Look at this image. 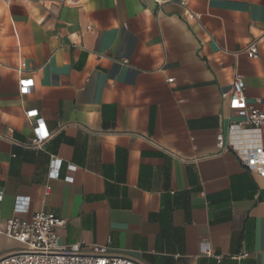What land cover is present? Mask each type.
Segmentation results:
<instances>
[{
	"label": "crops",
	"instance_id": "0c3cea01",
	"mask_svg": "<svg viewBox=\"0 0 264 264\" xmlns=\"http://www.w3.org/2000/svg\"><path fill=\"white\" fill-rule=\"evenodd\" d=\"M236 75L264 112V0H0V218L54 215L60 246L137 264H264V178L228 148ZM20 248L0 235V259Z\"/></svg>",
	"mask_w": 264,
	"mask_h": 264
},
{
	"label": "built area",
	"instance_id": "2783aa9c",
	"mask_svg": "<svg viewBox=\"0 0 264 264\" xmlns=\"http://www.w3.org/2000/svg\"><path fill=\"white\" fill-rule=\"evenodd\" d=\"M59 1V0H41ZM245 53L251 59L259 57L256 43L250 44ZM172 81V80H170ZM35 82L33 79H22L19 82L20 93L28 95ZM246 85L240 75H236L232 83L231 91L222 95L223 100H230L231 108L235 110L236 116L240 119L235 124L241 132V139L229 144L228 148L233 151L241 165L248 171L264 178V148H248L244 141V130L247 127L261 129L264 127V112L259 111L246 104L245 98ZM27 118L33 120V132L35 139L33 147L41 150L44 144L51 138L47 124L41 118L38 110L27 112ZM220 149L226 150L223 136L217 138ZM62 161L55 158L50 178L57 179L60 176ZM73 171L75 167H71ZM67 178V181H72ZM2 195L0 194V199ZM16 213L24 212L25 209L16 207ZM66 221L51 214L39 213L30 220H23L19 217L4 222L0 218V235L16 241L20 244L19 251L0 259V264H137L133 260L122 256L112 255L107 246H92L85 248L80 245L71 247L60 246L58 229H63ZM202 253L213 256L214 251L208 243L203 242ZM247 255L242 256L246 257ZM221 261V258H218Z\"/></svg>",
	"mask_w": 264,
	"mask_h": 264
}]
</instances>
